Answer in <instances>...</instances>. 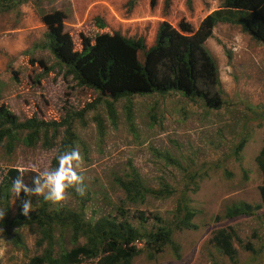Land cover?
<instances>
[{"label":"rangeland","instance_id":"obj_1","mask_svg":"<svg viewBox=\"0 0 264 264\" xmlns=\"http://www.w3.org/2000/svg\"><path fill=\"white\" fill-rule=\"evenodd\" d=\"M263 3L264 0H233L232 3L230 0H26L0 16V106H8L20 119L36 115L61 120L68 112L81 109L97 97L98 93L92 88L79 86L72 76H65V68L57 65L52 52L31 49L33 42L43 39L49 31L43 21L46 14L56 11L64 14L62 30L71 35L74 48L81 50L83 38L94 43L98 35L115 32L129 37L142 36L151 46L162 21L179 29L181 21L186 19L198 28L214 10L249 11ZM99 20L105 23L104 27ZM205 44L217 60L227 92L224 98L232 104L210 109L181 92L166 95L147 92L132 98L135 133L127 121L129 101L125 97L116 103V126L103 103L97 111L86 114V125L79 120L74 124L82 141L76 147L85 159L89 198L82 207L70 191L67 202L54 206L83 208L86 217L94 221L104 215L118 216L126 194L115 177L125 174L132 161L148 185L159 188L160 183L166 181L174 193L167 198L150 197L146 204L133 205L126 201L124 207L129 209L130 215L138 209L171 219L180 198L185 196L189 205L199 211L195 217L197 229L174 232V239L181 246L180 258L167 246L156 259H149L145 251L135 257L133 264H234L213 241L217 230L228 225L257 251L253 253L234 241L238 249L236 264H264V209L253 215L224 217L226 207L234 202H261L259 187L263 176L256 157L264 136V44L240 25L222 22L215 26ZM143 53L135 50L140 60ZM41 60L50 68L48 72ZM96 112L105 119L104 136L93 120ZM61 130L64 132V127ZM62 135L51 148L45 147L43 141L35 146L18 142L9 153L5 142L0 143V184L9 168L56 167L53 159L58 154ZM244 137L249 142L237 155L235 146ZM156 151L171 153L182 166L168 163ZM33 175L27 173L25 182L30 184ZM11 192L9 210L6 205L0 206V211L5 213L4 217L13 219L22 210V199L26 197L23 193L16 197ZM37 204L38 199L33 197L32 208L36 209ZM254 232L257 237H253ZM18 235L22 236V243L16 241ZM55 237L56 255L61 246L69 250L86 243L84 237L76 243L72 241L71 227L57 226ZM41 238L36 225L0 226V264H27L34 256L42 255L47 244L41 243Z\"/></svg>","mask_w":264,"mask_h":264},{"label":"trees","instance_id":"obj_2","mask_svg":"<svg viewBox=\"0 0 264 264\" xmlns=\"http://www.w3.org/2000/svg\"><path fill=\"white\" fill-rule=\"evenodd\" d=\"M233 0H230L232 3ZM26 0H0V16L25 3ZM64 14L55 13L43 16L48 26L46 36L36 41L31 49L41 48L53 53L57 65L65 68V76H72L79 86L89 87L98 95L87 102L81 109L70 111L61 119L47 120L32 115L25 119L14 113L6 105L0 106V143L5 142L6 149L12 153L18 142L28 146H35L43 141V145L51 148L61 136L58 154L76 147L82 141L75 131L74 124L79 120L87 124L86 114L97 111L100 104L106 106L113 125H117L118 113L116 103L121 98H127V121L135 133L132 98L136 94L158 93L168 94L172 91L181 92L191 101L202 102L210 109H219L230 105L224 89L219 67L215 56L206 46V40L212 36L213 29L218 23L237 24L250 33L256 40L264 44V3L254 10L217 9L209 13L198 28L186 19L181 21L179 29L168 21H162L156 33L154 44L148 46L145 38L140 36L129 37L120 32L102 33L93 43L89 38H83L82 49L76 50L71 35L63 32ZM100 26L105 23L99 20ZM135 50H142L143 59L136 57ZM45 71L50 68L45 62H40ZM248 107L251 105L248 104ZM250 105V106H249ZM258 107L260 106H253ZM99 133H106L105 119L101 113L93 116ZM64 127V132H61ZM263 146L256 157L258 167L263 176V183L259 187L261 202L251 203L238 201L226 207L225 218L253 215L264 209V136ZM244 137L235 146L237 155L248 144ZM86 148V146H85ZM55 156L53 164L58 161ZM168 163L182 166V163L169 152L156 151ZM87 157V154H85ZM128 171L115 177L116 183L124 190L126 197L121 201L118 209L119 215H104L93 220L87 218L83 208L74 210L67 207L54 206L53 203L38 198L37 208L28 216L23 215L20 209L15 218L9 216L0 219V226H38L42 235L41 243L47 247L42 255L34 256L27 264H85L96 261L98 264H133L135 257L147 251L149 259L157 258L169 246L177 258L181 257V246L174 239L176 230L197 229L195 217L198 210L189 205L185 197H181L175 209L174 216L167 219L158 213H146L145 210H136L132 215L124 207L126 201L133 205L146 204L150 197L167 198L174 193L172 186L162 181L159 188L147 184L139 169L129 161ZM19 175L17 168H9L2 184H0V206L7 209L12 195V182ZM84 207L89 198L81 197L74 190H70ZM132 216V217H131ZM221 218V216H219ZM136 220L137 223H134ZM150 224V225H149ZM71 227L72 241L78 242L82 237L85 244H79L69 250L61 246L59 254H55V229ZM253 233V237H257ZM16 241L22 243V236L18 235ZM213 241L223 254L236 264L238 249L234 241L243 244L244 248L257 252L251 242H244L231 225L223 227L215 233Z\"/></svg>","mask_w":264,"mask_h":264},{"label":"clouds","instance_id":"obj_3","mask_svg":"<svg viewBox=\"0 0 264 264\" xmlns=\"http://www.w3.org/2000/svg\"><path fill=\"white\" fill-rule=\"evenodd\" d=\"M58 164L54 168L38 169L35 165L21 166L17 169L19 175L12 182L11 190L16 197L24 194L22 213L28 216L33 210L32 198H43L53 204H63L68 201L70 190L81 197L86 195L85 159L78 147L66 150L56 157ZM34 173L31 183L25 182L27 173ZM4 212L0 211V219Z\"/></svg>","mask_w":264,"mask_h":264},{"label":"crops","instance_id":"obj_4","mask_svg":"<svg viewBox=\"0 0 264 264\" xmlns=\"http://www.w3.org/2000/svg\"><path fill=\"white\" fill-rule=\"evenodd\" d=\"M10 31H14L13 29H11ZM38 41V40H37ZM36 42V41H35ZM35 42H33V44L35 43Z\"/></svg>","mask_w":264,"mask_h":264}]
</instances>
